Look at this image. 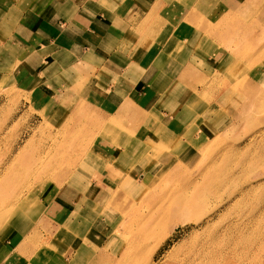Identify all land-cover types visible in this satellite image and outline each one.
Wrapping results in <instances>:
<instances>
[{
	"label": "rangeland",
	"instance_id": "obj_1",
	"mask_svg": "<svg viewBox=\"0 0 264 264\" xmlns=\"http://www.w3.org/2000/svg\"><path fill=\"white\" fill-rule=\"evenodd\" d=\"M10 1L0 0V13L10 12ZM188 1L196 5L194 17L173 0V14L162 22L172 18L169 26L175 34L194 26L188 31L199 37L179 53L181 61L201 60L179 83L186 92L183 101L191 95L184 107L194 117L187 123L165 112H157L159 118L153 111L141 113L140 121L132 118L133 110L124 115L109 112L107 117L80 105L76 112L34 106L18 78L23 72L16 70L17 62L8 64L0 76V256L8 251L7 245L13 247L9 243L17 229L25 234L10 264H43V259L49 264L47 260L58 257L68 262L78 255L88 259L82 264H264V79L259 76L264 70V0L230 14H223L226 0ZM228 16L237 22L218 33L215 21ZM185 36L176 40L175 52ZM218 50L226 54L224 63L202 62ZM88 77L83 74L77 88H83ZM164 84L162 80L158 85ZM158 87L155 94L157 90L171 97ZM98 124L103 126L99 134L106 131L104 124L110 129L106 144L119 148L103 159L88 149ZM81 136L89 140L84 147ZM121 137L135 140L133 151ZM56 139L68 141L52 149L45 161L56 160L58 166L34 170L36 156ZM57 155L60 159L53 160ZM28 166L33 168L27 170ZM201 173L213 188L205 187L204 180L190 182ZM65 187L72 190L66 192ZM191 191L195 192L188 199L176 200ZM64 193L76 202L81 193L83 205L89 199L96 205L78 210L80 225L66 220L70 226L65 221L59 229L41 218L47 199L53 195L63 201ZM96 217L100 232L93 239L89 220ZM76 234L93 241L95 248L86 247L88 242L80 245Z\"/></svg>",
	"mask_w": 264,
	"mask_h": 264
},
{
	"label": "crops",
	"instance_id": "obj_2",
	"mask_svg": "<svg viewBox=\"0 0 264 264\" xmlns=\"http://www.w3.org/2000/svg\"><path fill=\"white\" fill-rule=\"evenodd\" d=\"M176 1L189 8L188 13L193 14L194 17L196 5L188 0ZM226 1L228 3L225 4L223 14H226L227 10L236 12L245 4L257 2V0ZM10 2L13 3V8L9 9L11 13H0V76L4 75L9 63L17 62L16 70L23 72L18 78L23 80L22 83L30 94L34 106L41 105L53 110L76 112L80 109L78 108L80 105L84 109L102 112L107 117L109 112L124 115L125 110H133L135 111L133 119H139L141 113L153 111L157 118L160 117L157 112L163 115L169 113L171 119L180 123H187L191 117H194V112L184 107V103L191 95L183 101L181 95L184 92L180 89L179 83L184 81L183 77H187L185 71L195 72L194 63L201 60L194 57L182 59L185 63L181 61L182 55L180 56L179 53H183L184 47L189 46V43L197 42L199 37L195 41L192 37L188 38V33L194 29V26L185 27L182 32L175 34L173 27L169 26L173 22L172 18L170 22L162 23L166 20L167 14H173V0L166 2L164 0H11ZM231 4L236 5L231 6ZM119 26L122 29L119 30ZM205 26L206 24H200L201 28ZM184 34L186 39L181 43L182 48L175 52L174 47L178 46L176 40L181 39ZM190 34L193 36L194 32ZM147 38L151 40L148 44ZM188 52L192 54L189 50ZM212 53L208 59H202V62L218 66L226 61L224 52L218 50ZM216 55L217 57L214 58ZM85 73L89 76L87 84L83 88H77V83ZM173 76H176L175 79ZM95 78L96 80L92 81ZM162 80L165 84L159 86ZM185 83L188 82L185 80ZM158 86L171 97H162V92L157 90L158 97H156L154 87L156 89ZM190 93L193 94L194 90H190ZM168 102H172L174 106L173 104L167 105L166 108L159 106V103L161 105ZM138 113L140 116L137 115ZM140 119L142 121V118ZM201 125L205 126L204 122ZM96 127L99 129L92 135L88 147L92 150L91 154L95 152L98 158L103 159L106 155L117 153L118 147L113 148L106 144L107 136L111 135L108 125L104 124L108 132L104 137H99L102 124ZM116 140L118 143V139ZM121 140H125L126 146L131 144L129 149L133 151L135 140L123 137ZM136 142L139 144V141ZM90 187L85 190H93ZM64 190L70 192L72 188L65 187ZM74 190L82 191L81 188ZM51 196L44 204L46 209L41 219L50 226L54 224L55 228L59 229L66 220L73 226L80 225V219L83 217L78 215V210L87 209L92 203L93 208L96 205L90 199L87 205H83L81 193L77 202L71 201V195L66 193H64L65 197L61 196L63 201L59 200V197ZM68 223L65 225L70 224ZM89 223L90 232L93 235L95 233L93 239H96L100 232L97 217L90 219ZM17 231L20 230L17 229L12 234L13 239L11 238L12 242L9 243L13 247L7 245L8 251L3 255L4 257L0 256L3 259L0 264H10L15 246L20 245L18 241L25 242V234ZM75 238L80 245L88 242L86 247L91 250L95 248L94 242L84 240L82 235L76 234ZM111 259L113 260L112 257ZM44 260L46 259L39 261L46 264ZM87 260L78 255L68 262H63L60 257L47 262L82 264Z\"/></svg>",
	"mask_w": 264,
	"mask_h": 264
},
{
	"label": "bare ground",
	"instance_id": "obj_3",
	"mask_svg": "<svg viewBox=\"0 0 264 264\" xmlns=\"http://www.w3.org/2000/svg\"><path fill=\"white\" fill-rule=\"evenodd\" d=\"M226 12H228L229 14L231 13V11H229V10H227ZM225 12V13H226ZM229 18L227 19V17H225V18H223V19H221V20H216L215 22H216V25H217V31H219L218 33H220V31L222 32L223 31V29H222V27H226L228 24H229V22H231L232 23V21L233 22H237V18H235V17H230V16H228ZM223 33H225L224 31H223ZM200 36V35H199ZM192 37V39H193V41L195 40V38H196V40H197V38H198V35L197 36H195L194 34H193V36H191ZM235 64V63H234ZM234 68V67H233ZM194 69V68H193ZM259 76H261L260 78L261 79H264V70H262V73L259 75ZM259 78V79H260ZM262 101V100H261ZM260 101V102H261ZM256 104H258V102L256 103ZM257 108V107H256ZM63 122V121H62ZM66 123V122H65ZM81 124V123H80ZM110 123H108V125H109ZM114 124V123H113ZM66 125V124H65ZM79 125V124H78ZM63 126V125H62ZM81 126V125H80ZM96 126V125H95ZM67 128V127H66ZM79 128V127H78ZM89 128V127H88ZM28 129V128H27ZM63 129V128H62ZM34 130V129H33ZM58 132H60L59 131V129H58ZM58 132H57V134H58ZM34 133V132H33ZM32 133V134H33ZM82 133V132H81ZM31 134V135H32ZM35 134V133H34ZM33 134V135H34ZM77 134V133H76ZM58 135H60V134H58ZM57 135V136H58ZM108 135V132H107V130L106 131H104V133L103 134H100V137H104V136H107ZM61 136V135H60ZM59 136V137H60ZM82 137V136H81ZM87 138H84V137H82L81 139H80V145L82 146V147H84L85 145H83L84 143V141L86 140ZM157 139V138H156ZM27 140V139H26ZM32 140V139H31ZM79 140V139H78ZM53 141V140H52ZM68 140H59V139H56L54 142V144L52 145V146H48V149L47 148H45V152L43 151L42 153L40 152V154H38L36 157H37V163H35V169L34 170H37V169H43V168H48V167H50V168H56L57 166H58V164H59V162H56V160H54V159H58L59 157H58V155L57 156H55V157H53V160L54 161H48V162H46L45 161V159H49V158H47V156L49 155V152L52 150V149H55V150H57L58 148H60V146H64V144L67 142ZM74 140H69V142H73ZM65 142V143H64ZM85 142H89V140H87V141H85ZM27 143V142H26ZM83 143V144H82ZM91 144V143H90ZM24 147V146H23ZM87 148V147H86ZM19 150V149H18ZM83 149H81V151H82ZM17 153V152H16ZM80 155H84V154H82V153H80ZM14 157H15V155H14ZM49 157V156H48ZM213 157V156H212ZM211 157V158H212ZM13 158V157H12ZM60 159V158H59ZM214 160L215 159H218L217 157H215V158H213ZM12 160V159H11ZM221 161V160H220ZM13 164V166H11V167H14V164H15V162H11V163H9V166L10 165H12ZM210 166V165H209ZM7 168V167H6ZM26 168V167H25ZM31 167H27L26 169L27 170H29ZM32 168H33V166H32ZM31 168V169H32ZM18 170V172L19 173H24L23 171H22V169L21 168H19V169H17ZM50 170V169H49ZM54 170H56V169H54ZM53 170V171H54ZM21 173V174H22ZM60 174H64V173H60ZM62 176V175H61ZM205 176V177H204ZM65 177V176H64ZM189 180H190V182L192 183V184H194V183H197V182H199V181H202V180H204L205 182V187H207V188H213V184H210L209 183V180L207 179V175L206 174H204V173H201V175H199V176H196L195 178H189ZM199 185H194V187H198ZM205 191H206V189L205 188H203ZM194 192L195 191H191V192H188L187 193V195H186V193L185 194H183V195H181V196H179L176 200H180V201H182L183 199L184 200H186V199H188L190 196H192L193 194H194ZM204 192V191H203ZM30 197V196H29ZM2 202V201H1Z\"/></svg>",
	"mask_w": 264,
	"mask_h": 264
}]
</instances>
